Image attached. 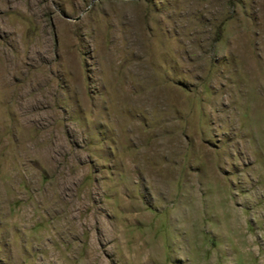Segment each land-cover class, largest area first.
<instances>
[{
	"label": "rangeland",
	"instance_id": "1",
	"mask_svg": "<svg viewBox=\"0 0 264 264\" xmlns=\"http://www.w3.org/2000/svg\"><path fill=\"white\" fill-rule=\"evenodd\" d=\"M0 264H264V0H0Z\"/></svg>",
	"mask_w": 264,
	"mask_h": 264
}]
</instances>
